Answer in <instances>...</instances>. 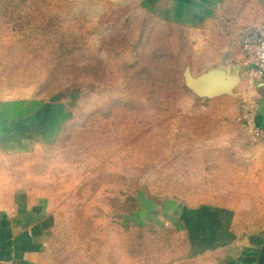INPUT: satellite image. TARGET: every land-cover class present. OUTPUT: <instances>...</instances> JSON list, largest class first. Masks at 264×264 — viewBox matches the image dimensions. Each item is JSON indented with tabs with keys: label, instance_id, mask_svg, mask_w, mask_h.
<instances>
[{
	"label": "rangeland",
	"instance_id": "rangeland-1",
	"mask_svg": "<svg viewBox=\"0 0 264 264\" xmlns=\"http://www.w3.org/2000/svg\"><path fill=\"white\" fill-rule=\"evenodd\" d=\"M194 54L188 32L140 0H0V99L45 105L55 126L38 121L44 143L0 171L50 196L55 264L156 259L165 235L143 222L148 206L244 186L264 208V137L238 120L249 99L215 116L186 84Z\"/></svg>",
	"mask_w": 264,
	"mask_h": 264
},
{
	"label": "crops",
	"instance_id": "crops-1",
	"mask_svg": "<svg viewBox=\"0 0 264 264\" xmlns=\"http://www.w3.org/2000/svg\"><path fill=\"white\" fill-rule=\"evenodd\" d=\"M159 18L184 29L192 38L195 61L191 75L211 95H199L215 107V116L235 115L237 104L256 103L255 122L264 129V81L243 76L237 39L245 29L264 25V0H140ZM48 107L31 108L28 100L0 99V159L23 155L41 146L34 125L50 122ZM52 129L53 123H48ZM53 125V126H52ZM48 127V126H46ZM253 180L250 172L239 179ZM0 171V264H55L50 250L59 215L39 186L16 183ZM233 187L217 199L182 207H145L143 222L165 236L158 257L139 264H264V208L260 191ZM261 213V214H260Z\"/></svg>",
	"mask_w": 264,
	"mask_h": 264
},
{
	"label": "built area",
	"instance_id": "built-area-1",
	"mask_svg": "<svg viewBox=\"0 0 264 264\" xmlns=\"http://www.w3.org/2000/svg\"><path fill=\"white\" fill-rule=\"evenodd\" d=\"M243 55V76L252 83L264 81V25L245 29L237 39ZM256 103L244 101L238 120L253 132L264 137V129L255 122Z\"/></svg>",
	"mask_w": 264,
	"mask_h": 264
},
{
	"label": "water",
	"instance_id": "water-1",
	"mask_svg": "<svg viewBox=\"0 0 264 264\" xmlns=\"http://www.w3.org/2000/svg\"><path fill=\"white\" fill-rule=\"evenodd\" d=\"M206 75H201L199 77H193L189 71V69H186L185 72V81L188 87L193 90L194 92L198 93L199 95H211V90H208L207 88H204L200 84V80L203 79Z\"/></svg>",
	"mask_w": 264,
	"mask_h": 264
}]
</instances>
